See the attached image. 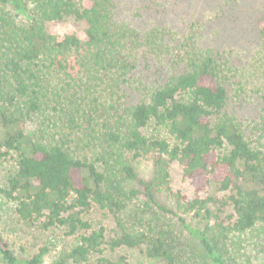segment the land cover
Instances as JSON below:
<instances>
[{"label":"trees","instance_id":"obj_1","mask_svg":"<svg viewBox=\"0 0 264 264\" xmlns=\"http://www.w3.org/2000/svg\"><path fill=\"white\" fill-rule=\"evenodd\" d=\"M117 8L0 0V159L15 158L0 196L19 223L76 236L71 264H126L104 251L137 248L154 264H264V109L246 135L228 111L219 55L192 45L182 72L135 78L146 43L116 20ZM65 20L83 23L84 38L49 31ZM126 90L141 99L130 102ZM138 160L152 162L151 183L137 175ZM171 163L192 199L171 191ZM94 208L111 215L109 228L86 219ZM191 212L207 222L180 217ZM174 218L188 242L174 234ZM45 252L18 259L0 236V264H41Z\"/></svg>","mask_w":264,"mask_h":264},{"label":"rangeland","instance_id":"obj_2","mask_svg":"<svg viewBox=\"0 0 264 264\" xmlns=\"http://www.w3.org/2000/svg\"><path fill=\"white\" fill-rule=\"evenodd\" d=\"M116 20L127 24L131 36L146 43L139 49L140 61L135 78L144 82L166 80L185 68L189 45L200 50H210L219 55L225 72V88L229 95L228 111L245 127L246 135L254 131L264 109V0H117ZM5 10L14 14L7 5ZM49 31L59 37L75 34L84 38V24L65 20L48 25ZM152 38L151 40L149 38ZM192 38V40H189ZM150 45V46H148ZM143 57H147L148 66ZM151 57V58H150ZM149 58V59H148ZM151 59V60H150ZM228 68V71L226 70ZM127 92L129 90H126ZM130 102L141 99L140 91L131 90ZM14 155L0 159V186L14 169ZM137 175L147 183L153 180L151 161L138 160ZM168 185L173 193L179 192L186 200L194 197V190L182 177L176 163L168 168ZM129 187L138 188L137 183ZM159 203L170 206L172 198L165 192L156 194ZM204 198L205 195H201ZM133 205V201L131 206ZM14 204L0 196V236L18 259H30L42 249L41 264H58L67 261V253L77 244L76 236L65 230L51 228L42 230L38 224L26 226L13 214ZM192 216V217H191ZM185 217L190 223L197 221L203 226L207 221L200 213ZM86 219L96 227H110L111 215L94 208ZM174 234L185 242L190 236L174 218ZM107 257H123L126 264H154L145 258L140 248L121 249L115 253L105 250Z\"/></svg>","mask_w":264,"mask_h":264}]
</instances>
